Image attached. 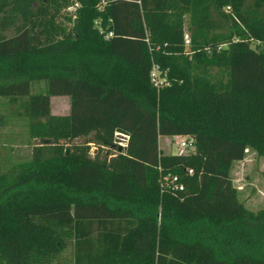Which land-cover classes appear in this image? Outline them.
Masks as SVG:
<instances>
[{
	"label": "trees",
	"instance_id": "16d2710c",
	"mask_svg": "<svg viewBox=\"0 0 264 264\" xmlns=\"http://www.w3.org/2000/svg\"><path fill=\"white\" fill-rule=\"evenodd\" d=\"M0 149V264H264V209L231 175L264 158V0H0Z\"/></svg>",
	"mask_w": 264,
	"mask_h": 264
},
{
	"label": "rangeland",
	"instance_id": "374dc122",
	"mask_svg": "<svg viewBox=\"0 0 264 264\" xmlns=\"http://www.w3.org/2000/svg\"><path fill=\"white\" fill-rule=\"evenodd\" d=\"M69 8V10H63V14H71L72 19H75V9ZM66 24V22H65ZM69 22L68 25H71ZM45 87L44 80L33 81L32 91L38 92ZM62 100L57 102L55 111L58 113L64 112L62 108ZM8 131L10 129H7ZM19 132L18 129H14ZM1 134L5 135L4 132ZM160 141L161 150L164 153L177 154L179 151L178 145L180 141L186 140L190 137L185 136H162ZM25 138H17V144L13 147L11 152L12 161H19L27 159L30 156L31 146L24 140ZM96 147L92 148V153L96 152ZM107 153L105 150L103 155ZM6 156V152L0 149V158L3 159ZM111 154L108 159L111 158ZM231 175L234 181L235 187L238 189L241 200L245 203L246 207L257 212L264 209V158L258 156L252 150L246 151V156L241 161H236L231 169ZM72 254L71 250L65 251L61 257L58 258L60 264H71Z\"/></svg>",
	"mask_w": 264,
	"mask_h": 264
},
{
	"label": "built area",
	"instance_id": "2783aa9c",
	"mask_svg": "<svg viewBox=\"0 0 264 264\" xmlns=\"http://www.w3.org/2000/svg\"><path fill=\"white\" fill-rule=\"evenodd\" d=\"M114 36V31H110L106 34L107 38H111ZM148 41V38L146 39ZM186 44H190V40L188 36H186L185 40ZM149 78L153 86L160 92L167 86L171 84L170 80L168 79L167 72L163 70L159 63L153 61L149 70ZM130 135L126 133L121 132H115V147L123 148L127 145V142L129 141ZM194 139L188 138L186 140L180 141L178 145V153H184L186 150L193 149L194 148ZM192 173V170L189 171ZM173 184L174 190H183L184 186L183 184L178 182V177L174 176L171 180Z\"/></svg>",
	"mask_w": 264,
	"mask_h": 264
},
{
	"label": "crops",
	"instance_id": "0c3cea01",
	"mask_svg": "<svg viewBox=\"0 0 264 264\" xmlns=\"http://www.w3.org/2000/svg\"><path fill=\"white\" fill-rule=\"evenodd\" d=\"M60 100H62V103H63L62 108H64V112H62V113H58V112L55 111V106H57V102L60 101ZM51 103H52V112L54 114L65 115V114H68L69 113V109H70V99H69L68 96H56V97H52ZM161 139L162 138H160V141H161Z\"/></svg>",
	"mask_w": 264,
	"mask_h": 264
},
{
	"label": "water",
	"instance_id": "95a60500",
	"mask_svg": "<svg viewBox=\"0 0 264 264\" xmlns=\"http://www.w3.org/2000/svg\"><path fill=\"white\" fill-rule=\"evenodd\" d=\"M53 143H54L53 139H45V140H43V144H53ZM119 150H121V148H119ZM67 152H68V150H67ZM107 162H108V159H105L104 165L107 164Z\"/></svg>",
	"mask_w": 264,
	"mask_h": 264
}]
</instances>
